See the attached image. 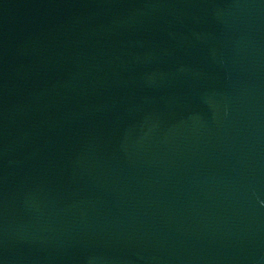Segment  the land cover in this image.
Returning <instances> with one entry per match:
<instances>
[{
    "label": "water",
    "instance_id": "95a60500",
    "mask_svg": "<svg viewBox=\"0 0 264 264\" xmlns=\"http://www.w3.org/2000/svg\"><path fill=\"white\" fill-rule=\"evenodd\" d=\"M0 264H264V0H0Z\"/></svg>",
    "mask_w": 264,
    "mask_h": 264
}]
</instances>
